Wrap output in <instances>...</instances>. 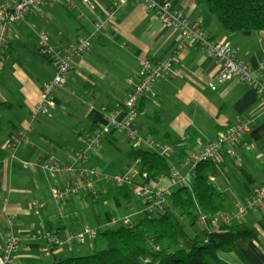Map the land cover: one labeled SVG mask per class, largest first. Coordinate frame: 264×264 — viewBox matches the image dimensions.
<instances>
[{"label":"crops","instance_id":"obj_1","mask_svg":"<svg viewBox=\"0 0 264 264\" xmlns=\"http://www.w3.org/2000/svg\"><path fill=\"white\" fill-rule=\"evenodd\" d=\"M91 1L94 8L84 0H55L42 13L29 16L12 34L8 59L0 67V255L9 231L19 232L24 238L14 264H54L85 257L86 244L89 254L99 244L105 245L88 239L47 257L44 229L65 238L85 227L102 232L113 217L128 216L132 222L143 218L145 202L132 197L128 203L121 196L116 202L118 187L110 185L100 186L106 196L100 202L86 195L57 201L52 190L67 185L69 178L42 170L37 163L53 157L77 169L95 168L109 175L125 173L135 149L119 130L111 129L86 161L75 162L73 155L83 131L113 117L120 122L130 120L127 111L115 112L114 104L130 92L128 81L137 77L144 58L158 61L172 56L175 60L177 76L160 79L154 86L155 98L141 102L145 115L132 121L142 137L172 148L167 156L171 172L188 175L190 155L200 152L240 119L249 118L254 126L236 155L231 157L223 151L210 162L215 170L211 183L224 201L223 212L228 214L245 205L254 189L264 187L261 96L236 78L219 84L215 59L198 46L186 44L177 29L161 24L135 0H127L117 11L114 23L97 31L95 25L121 0ZM171 2L212 38L229 45L243 64L253 71L259 69L264 59V33L245 36L223 30L202 0ZM40 32L46 33L56 47L81 38L92 41L90 51L73 63L67 82L56 91V107L49 116L35 114L41 88L54 76L53 67L37 54ZM28 129L31 133L27 141L11 158L8 143ZM168 179L160 177L154 184L166 186ZM234 223L246 226L254 238L239 239L232 252L220 253L218 261L208 259V264H264V209ZM80 253L84 256H78Z\"/></svg>","mask_w":264,"mask_h":264},{"label":"built area","instance_id":"obj_2","mask_svg":"<svg viewBox=\"0 0 264 264\" xmlns=\"http://www.w3.org/2000/svg\"><path fill=\"white\" fill-rule=\"evenodd\" d=\"M53 1L55 0H3L0 2V67L8 59V44L15 30L24 24L29 16L42 13L45 7ZM84 1L88 6L94 8L91 0ZM135 1L161 24L177 29L186 44L198 46L207 55L214 58L219 65L217 76L219 84L236 78L249 89L256 91L264 100V59L260 62L257 71L251 70L240 61L229 45L212 38L208 32L201 28L199 23L177 9L171 0ZM126 3L127 0H121L116 4L105 14L103 21L95 25L96 30L100 31L111 26L116 19L117 11ZM38 38L37 54L53 67L54 76L52 81L41 88V100L35 107V114L49 116L56 107V91L63 88L67 82L73 63L83 58L90 51L92 41L81 38L76 43L56 47L52 45L51 39L46 33L40 32ZM176 76L175 60L172 56L158 61H151L148 58L141 60L137 77L130 78L128 81L131 86L130 92L124 99L114 104L115 112L127 111L130 120L120 122L116 117L109 118L105 124L96 125L80 133L77 138L78 149L73 155L74 161H86L91 153L97 151L111 129L121 131L133 149L155 151L167 157L172 152V148L142 137L133 126L132 121L145 115L146 111L141 109L140 105L145 98H155V84L162 78H174ZM253 126L251 119H240L237 124L218 135L200 152L190 155L191 170L188 175L185 176L177 170H172L166 186L155 184L153 186L146 183L148 174L141 173L140 159H134L130 168L120 175L102 174L95 168L77 169L74 166L60 163L53 157L39 160L37 166L42 170L69 178L67 185L52 190L54 199L59 202H68L81 195H86L96 202L101 198V190H99L101 185L118 188L129 186L132 189V197L145 202L143 215L151 217L163 209L168 202V197L175 189L191 186V180L195 178V169L198 164L213 161L223 151H226L231 157L235 156L239 146L243 143L244 136L251 132ZM30 133L31 129L20 131L10 140L7 148L11 158L16 157L19 146L27 141ZM257 209H264V187L254 189L246 204L238 207L234 213H218L214 217L202 216L199 220L204 225H208L209 219L210 227L219 229L221 225L230 226L234 222L242 220L248 213ZM11 224L14 226L13 218ZM120 225L131 227L130 217H113L106 224L104 230ZM100 233V230L85 227L77 234L61 238L55 232L44 229L42 235L47 241V248L44 253L50 257L57 250L81 245L88 239L95 241ZM23 238V235L14 229L9 231L0 255V264H14L21 249ZM147 262L146 260L145 263Z\"/></svg>","mask_w":264,"mask_h":264},{"label":"trees","instance_id":"obj_3","mask_svg":"<svg viewBox=\"0 0 264 264\" xmlns=\"http://www.w3.org/2000/svg\"><path fill=\"white\" fill-rule=\"evenodd\" d=\"M202 1L223 30L245 36L264 33V0ZM131 159L141 160V173L148 174L147 184L171 175L167 157L158 152L133 150ZM214 174L210 162L198 164L191 186L175 189L161 211L151 217L144 215L139 222H132L131 227L120 225L102 231L96 240L103 241L105 248L98 250L97 247L90 256L68 258L54 264H208V259L218 261L219 254L232 252L239 239L254 236L238 223L212 229L209 219L208 225L200 222L202 216L224 213V201L211 183ZM115 192L118 193L114 197L116 202L118 196L128 203L132 200L129 186L117 188ZM104 199L106 196L101 194L96 202Z\"/></svg>","mask_w":264,"mask_h":264},{"label":"rangeland","instance_id":"obj_4","mask_svg":"<svg viewBox=\"0 0 264 264\" xmlns=\"http://www.w3.org/2000/svg\"><path fill=\"white\" fill-rule=\"evenodd\" d=\"M131 163H132V160H131ZM114 174H115V173H114ZM106 175H109V174H106ZM114 189H116V188H114ZM115 191H116V190H115ZM136 218H137V217H135V220H136ZM98 248H99L98 250H102V248H105V245H101V244H99V245H98ZM85 249H86L87 252H88L87 255H85V256H90V255H92V254H89L90 251L88 250V244H86ZM78 256H84V254H83V253H80V255H78Z\"/></svg>","mask_w":264,"mask_h":264}]
</instances>
